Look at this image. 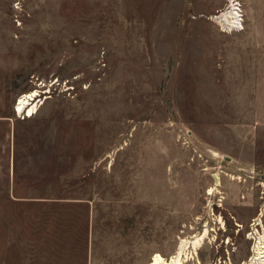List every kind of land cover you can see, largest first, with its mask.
Wrapping results in <instances>:
<instances>
[{
    "label": "rangeland",
    "instance_id": "1",
    "mask_svg": "<svg viewBox=\"0 0 264 264\" xmlns=\"http://www.w3.org/2000/svg\"><path fill=\"white\" fill-rule=\"evenodd\" d=\"M239 1L229 33L212 17L232 0H0V264H86L92 226L126 242L109 264L183 243L187 264L250 263L264 0ZM33 90L36 113L18 114Z\"/></svg>",
    "mask_w": 264,
    "mask_h": 264
},
{
    "label": "bare ground",
    "instance_id": "2",
    "mask_svg": "<svg viewBox=\"0 0 264 264\" xmlns=\"http://www.w3.org/2000/svg\"><path fill=\"white\" fill-rule=\"evenodd\" d=\"M214 20H217V22H220L221 24L228 23L231 21L232 18H234V13L232 9L222 12L220 15H215L212 17ZM39 96V93L37 90H33L19 98L18 103L16 104L15 110L18 112V114H25L26 117L33 116L36 111L38 104L36 101V98ZM43 103L44 101L39 100V102ZM213 188L209 189V192H212ZM207 236V229L206 231L198 236L194 241V247L197 248L203 244V241L205 240ZM256 238V237H255ZM185 251V244L183 243L180 246V249L176 255H173L170 260L166 259L162 254L158 253L154 256L151 264H187V259L183 258V253ZM249 264H264V232L262 236L256 238L254 246H253V255L250 258Z\"/></svg>",
    "mask_w": 264,
    "mask_h": 264
},
{
    "label": "crops",
    "instance_id": "3",
    "mask_svg": "<svg viewBox=\"0 0 264 264\" xmlns=\"http://www.w3.org/2000/svg\"><path fill=\"white\" fill-rule=\"evenodd\" d=\"M9 186H10L11 191L17 187L15 181L10 182ZM124 243H125V246H124V248H125L126 242H124V241L119 246L117 244H113V247H112L111 242H105L104 243V241L102 239H99L98 234H96V232H94V228L92 226L90 228V232L88 231V247H87L88 251H87V263L86 264H109V259L116 257L117 246H118V251H120V248L124 245ZM107 244L109 246L108 249L105 247ZM95 247L99 248V250H100V252L98 254L95 253ZM108 250L110 252H108ZM156 254H158V253H155V255ZM118 256H120V255L118 254ZM153 258H152V260H153ZM123 264H128V262L125 261Z\"/></svg>",
    "mask_w": 264,
    "mask_h": 264
},
{
    "label": "built area",
    "instance_id": "4",
    "mask_svg": "<svg viewBox=\"0 0 264 264\" xmlns=\"http://www.w3.org/2000/svg\"><path fill=\"white\" fill-rule=\"evenodd\" d=\"M231 9L234 13V18L224 25L219 23L222 31L227 32H239L245 29V15L243 12V6L239 0H232ZM222 13V12H221ZM220 13V14H221ZM219 14V15H220Z\"/></svg>",
    "mask_w": 264,
    "mask_h": 264
}]
</instances>
